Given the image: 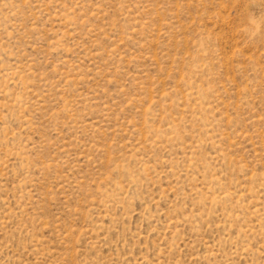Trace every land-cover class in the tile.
Masks as SVG:
<instances>
[{"label": "rangeland", "instance_id": "obj_1", "mask_svg": "<svg viewBox=\"0 0 264 264\" xmlns=\"http://www.w3.org/2000/svg\"><path fill=\"white\" fill-rule=\"evenodd\" d=\"M0 264H264V0H0Z\"/></svg>", "mask_w": 264, "mask_h": 264}]
</instances>
